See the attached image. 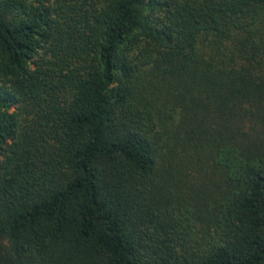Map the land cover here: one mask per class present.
Listing matches in <instances>:
<instances>
[{"label":"trees","instance_id":"obj_1","mask_svg":"<svg viewBox=\"0 0 264 264\" xmlns=\"http://www.w3.org/2000/svg\"><path fill=\"white\" fill-rule=\"evenodd\" d=\"M0 264H264V0H0Z\"/></svg>","mask_w":264,"mask_h":264}]
</instances>
